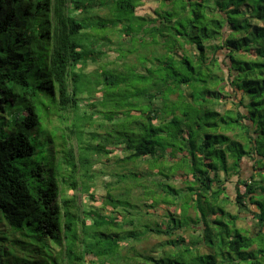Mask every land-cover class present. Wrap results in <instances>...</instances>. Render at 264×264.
I'll return each mask as SVG.
<instances>
[{"label":"trees","instance_id":"obj_1","mask_svg":"<svg viewBox=\"0 0 264 264\" xmlns=\"http://www.w3.org/2000/svg\"><path fill=\"white\" fill-rule=\"evenodd\" d=\"M153 1L155 18L137 16L144 0H0V264H264V0ZM105 14L111 27L91 21ZM106 28L114 33L105 34ZM115 33L119 40H110ZM137 34L149 35V42L158 38L165 51L156 69L136 74L154 84L135 88L123 101L103 98L111 108L101 112L97 94L132 87V78L127 70L100 75L86 69L117 52L111 44L123 43L121 56L139 53ZM183 86L195 101L185 100L183 109L165 106ZM225 87L236 109L221 114L207 107L208 95ZM54 120L64 125L62 134L59 126L40 136ZM119 145L125 155L118 164L146 163L166 178L179 171L192 177L186 189L159 184L164 194L153 200L169 208L181 200L182 219L135 224L138 214L131 210L138 207L129 202V190L107 192L104 205L120 208L119 217L98 208L81 211L75 196L67 198V188L93 197L95 158H107ZM245 159L255 172L249 179L241 174ZM165 160L175 163L164 167ZM118 178L137 182L140 176L122 172ZM230 203L255 218L256 235L237 227L241 217L226 209ZM185 223L200 236L178 234ZM127 226L133 229L123 231ZM150 234L168 238L161 256L135 247L123 255L124 242Z\"/></svg>","mask_w":264,"mask_h":264},{"label":"rangeland","instance_id":"obj_2","mask_svg":"<svg viewBox=\"0 0 264 264\" xmlns=\"http://www.w3.org/2000/svg\"><path fill=\"white\" fill-rule=\"evenodd\" d=\"M158 7V4L154 2L153 0H144L142 5H140L137 9V16L139 17H149V18H155V11ZM108 16H111L110 14ZM107 14L103 17H98L92 18V22H99L103 21L107 27H111V22L110 18H108ZM112 20V19H111ZM118 21V20H114ZM108 30L107 33L105 34H112L114 33L112 30L109 28H106ZM116 35L108 36L110 40H119V35L117 36L118 33H115ZM149 35H135V38L133 39L134 43V49H137L139 53H136V55H128L125 57L127 54V51L124 53V56H121L118 48L119 45H123V43H118L117 46L115 44H111L110 47L116 50L117 52H112L109 56H106L103 60V62L99 65H94V64H89L88 68L86 69L87 73H94L96 71H99L101 73L100 75H103V72L108 71L109 73L112 74H117L114 70H117L119 72H125L127 70L128 76L131 79V84L132 87L125 85L122 88H115L111 87L109 91L111 92L110 94H106V96H102V93L97 94L98 102L100 103V111L103 107L104 108H111L109 105L106 106V104L102 103V101L105 99L106 101H111L113 102H118V101H123L128 97L127 94H129L132 90L133 93L135 92L134 89L136 88L137 91H144V90H149L152 88L154 82L152 80L148 82H141L138 80L136 77V74H149L150 69H156V64H158L156 59L161 58L165 51L159 46V39L157 38L155 41L149 39ZM125 40L129 41V38L125 37ZM124 40V41H125ZM158 42V43H156ZM106 50H108V47L105 46ZM105 50V51H106ZM210 54V53H209ZM218 57L220 58V61L223 62L225 60V53L219 52ZM113 70V71H112ZM166 72L164 71L163 74ZM151 74V73H150ZM158 75V73L153 72L152 75ZM98 75V73L96 74ZM95 75V76H96ZM98 75L95 77V79H98L100 76ZM159 77V76H156ZM125 87L128 88L127 91L122 92V90H125ZM124 88V89H123ZM113 90V91H112ZM114 92V93H113ZM125 93V94H124ZM229 87H225V91L222 93H215L208 95V98L210 99V104L207 105L208 108H212L216 110L217 112L223 114L226 111L229 110H235L236 106L234 104V99L229 97ZM125 95L127 97H125ZM232 95V94H231ZM104 98V99H103ZM191 101L190 97V89L187 88L186 86L181 87V93L177 92L176 94L172 96L166 97V100L163 102L165 106L168 108L172 109H178L181 107L183 109V106L186 108V101ZM194 98L191 102L187 103H193ZM84 103V102H83ZM162 102L156 101L154 103V106L158 108H164V104ZM142 104V103H141ZM146 103H143V105ZM108 110V109H107ZM106 110V111H107ZM96 120H102V115L99 113H96ZM164 119L161 118L160 121H155L156 124H161V122ZM69 124V123H68ZM61 126V127H59ZM59 127V135L62 134L63 127L64 125L60 124L58 120H54L53 125H47V129L44 130L40 136L45 137L47 136L50 131L48 130H53L54 128ZM121 131L122 128L118 127L116 131ZM101 134H104L105 132H102V130H99ZM89 132H93V130H90ZM231 134V133H229ZM39 135V134H38ZM181 136V134H180ZM187 137L186 132H183L181 138L184 139ZM88 139V138H86ZM91 144H100V140L97 141V137H94L92 139L88 140ZM72 144H76V140L74 139L72 141ZM112 147H109V149ZM113 153L108 155L107 158L103 157H96L95 158V176H96V184L95 185H90L91 186V194L93 197L87 195L86 193L82 192L81 190H71L67 188L66 196L67 198L75 196L77 198V206L80 208L81 211L83 210H90L91 208H98V209H104L103 213L106 215H111L114 213V215H118V212H122L120 208L111 209L108 208L104 205L105 198L107 196V192L110 190V192L113 191V193H123L124 190H129V202L133 205L138 207V209H132V216L134 217L135 214H138L137 216L134 217L135 224H148V226H153L156 224L159 225H168L169 221L173 216L175 217L176 220L182 219L181 216V200L175 201L174 206H167L163 204H157L153 203V200H155V195L161 194L163 195L164 193L162 192V188H160L159 184H164L168 185L170 184L171 186L175 187L177 190L181 189H186L188 187V184L192 182V177L188 176L187 174L184 173V171H179L178 173H169L166 172L167 175L169 176L166 178L165 176L157 174L158 169H153L152 172H149L150 167L145 163L144 165H139V164H118L117 161L118 159H122L125 155V151L123 149L122 145L116 146L113 149ZM181 153L178 154V157H181ZM145 162V161H143ZM175 162L173 161H166L164 162V167L169 166L170 164H174ZM122 166L126 167V170L122 169ZM159 168V167H158ZM122 172L129 173L133 172L135 174H138L140 176V179L135 182L134 180L126 181V182H121L119 183V178L118 174H122ZM149 174L147 175V173ZM254 170L252 168V162L249 159L244 160V165H243V171H242V178L243 179H249L254 175ZM238 181V177H233L230 182L228 183V193L231 198V200L235 199V184ZM83 185H80V188H82ZM241 192L245 191L244 187H240ZM168 191V190H167ZM148 192V197L145 194ZM164 199H166V194L164 195ZM153 206V207H151ZM252 208V207H251ZM226 209L231 213V214H239L241 219L237 222V227L240 230H243L245 234H250L254 233L255 235L259 231V228L257 227V221L255 218L248 212H243L240 213V209L234 205L233 203H230ZM116 212V213H115ZM126 214V213H125ZM190 216L191 218H194V212L191 209L190 210ZM190 218V219H191ZM214 216L210 217V220H214ZM120 220H122V217H120ZM188 224H184L181 228V231L178 233L180 235L187 236L189 239H191V236H194L195 238L200 236V232L191 229L190 226H187ZM133 228L130 226L124 227L123 231H129L132 230ZM140 230H142L140 228ZM168 238L157 236V235H147L146 237L143 238L142 242H135L132 243L130 241L124 242V249H123V255L129 256L128 251L131 247H135L138 251H140L142 254H146L147 256H156L159 257L162 254L163 251V245L167 243ZM131 264H136L132 263Z\"/></svg>","mask_w":264,"mask_h":264}]
</instances>
